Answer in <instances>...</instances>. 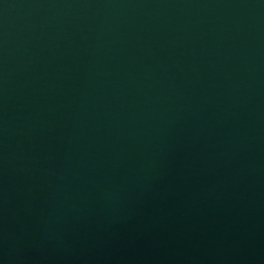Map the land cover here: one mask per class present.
Returning a JSON list of instances; mask_svg holds the SVG:
<instances>
[{"label":"water","instance_id":"water-1","mask_svg":"<svg viewBox=\"0 0 264 264\" xmlns=\"http://www.w3.org/2000/svg\"><path fill=\"white\" fill-rule=\"evenodd\" d=\"M0 264H264V0H0Z\"/></svg>","mask_w":264,"mask_h":264}]
</instances>
